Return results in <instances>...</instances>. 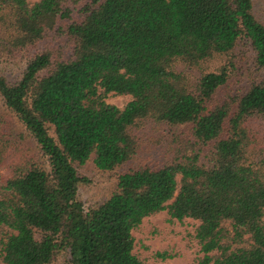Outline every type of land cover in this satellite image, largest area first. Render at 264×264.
<instances>
[{
	"label": "trees",
	"instance_id": "16d2710c",
	"mask_svg": "<svg viewBox=\"0 0 264 264\" xmlns=\"http://www.w3.org/2000/svg\"><path fill=\"white\" fill-rule=\"evenodd\" d=\"M81 1L0 0V57L24 64L16 78L0 71V96L44 158L0 149V264H147L133 232L161 211L197 222V264H264V142L254 124L264 120V23L253 0H102L71 19ZM245 46L257 74L217 101ZM111 94L131 99L119 108ZM145 122L187 131L172 133L160 166L120 173L85 209L79 168L92 154L100 171L133 160Z\"/></svg>",
	"mask_w": 264,
	"mask_h": 264
},
{
	"label": "rangeland",
	"instance_id": "374dc122",
	"mask_svg": "<svg viewBox=\"0 0 264 264\" xmlns=\"http://www.w3.org/2000/svg\"><path fill=\"white\" fill-rule=\"evenodd\" d=\"M95 1L102 0H83L71 5V19L79 18L82 8L86 5H93L96 3ZM253 2L256 16L264 23V0H253ZM52 40H54L53 35L49 34L46 41L52 42ZM60 41L62 39L56 40V42ZM53 43L55 45V40ZM65 48H67L66 58H70L72 52L67 46ZM240 49L241 51L236 49L234 52V75L227 85L217 93V101H222L227 95L240 93L248 80L257 74L250 48L245 46ZM22 61L20 54L14 58L9 53H5L0 57V71L6 77L16 78L22 71L24 65ZM130 99L129 95L111 94L106 98V102L122 108ZM254 124L260 130V137L264 142V120H259ZM186 129L184 126L175 128L165 124L145 122L136 131L139 142V151L136 157L112 171L98 170L92 162V154L91 158L79 168L80 175L88 179V182L79 185L77 192L78 199L83 203L84 208L87 209L108 197L114 190L120 173L141 165L160 166L167 158L171 157L168 145L172 133H181L187 131ZM0 149L13 157L19 155L25 161L44 160L22 122L6 107L1 96ZM168 218L165 211L145 217L133 232L134 252L147 264H197V258L202 254L191 237L197 222L190 219L184 222H170ZM157 252H168L173 256L161 259L155 256ZM64 258V256L57 257L51 264H68L67 259Z\"/></svg>",
	"mask_w": 264,
	"mask_h": 264
}]
</instances>
